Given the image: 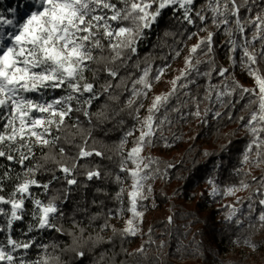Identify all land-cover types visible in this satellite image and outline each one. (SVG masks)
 Masks as SVG:
<instances>
[{
    "label": "snow or ice",
    "instance_id": "obj_1",
    "mask_svg": "<svg viewBox=\"0 0 264 264\" xmlns=\"http://www.w3.org/2000/svg\"><path fill=\"white\" fill-rule=\"evenodd\" d=\"M8 7L10 16L0 12V161L7 162L0 163V264H62L56 254L60 246L39 244L34 234H64L57 223L64 215L60 202L79 184L77 173L83 168L88 181L103 175L99 165L89 166L95 158H105L104 151L89 145L93 131L125 110L135 124L116 145L115 182L130 184L126 196L124 188L116 193L121 208L107 214L129 215L120 235L138 231L137 220L144 216L139 209L148 199L145 193L152 191L146 181L160 174V162L143 153L165 139L163 130L174 122L172 114L183 119L188 108L189 117L204 122L227 114L246 133L240 164L264 165V0H26L22 9ZM169 12L182 26L196 28H184L187 39L196 42L188 48L179 75L169 82L170 89L152 96L141 116L144 98L166 74L167 65L156 68L150 59L142 61L140 46L148 30ZM218 36L223 37L219 42ZM218 50L227 57V67L217 64ZM180 55L175 49L174 56ZM237 68L251 79V86L239 82ZM102 99L104 104L93 111ZM218 109L245 114L235 117L234 111ZM129 137H134L132 146L125 150ZM174 167L169 163L166 169ZM235 171L240 175L242 169ZM42 172L50 173L47 182L38 178ZM57 182L67 185L63 196L50 194ZM252 183L257 187L246 203L247 218L264 227V174L252 177ZM207 184L214 198L251 187L245 180L224 189L212 178ZM226 207L225 219L242 226L236 219L242 207ZM29 217L24 238H16V224ZM69 235L72 245L61 252L84 257L78 238ZM35 247L43 254L27 258Z\"/></svg>",
    "mask_w": 264,
    "mask_h": 264
},
{
    "label": "trees",
    "instance_id": "obj_2",
    "mask_svg": "<svg viewBox=\"0 0 264 264\" xmlns=\"http://www.w3.org/2000/svg\"><path fill=\"white\" fill-rule=\"evenodd\" d=\"M185 27L196 31L195 27L182 26L171 12L167 13L158 24L148 30L147 38L140 46V59H150L156 68L163 65L168 67L178 59L174 56V50L179 49L182 53L189 40L184 33ZM165 32L170 35L166 36ZM222 39V36L217 37L218 42ZM162 57L168 59H161ZM216 62L220 66H228L227 57L222 50H218ZM234 71L241 84L250 86L241 78L237 69ZM193 91L195 92V89ZM104 102L102 99L93 111H97ZM119 107L124 108V105ZM204 107L205 105L201 104V111ZM218 110L225 113L234 111L235 117L245 114L242 110ZM188 111V108L183 109V119L177 114H172L174 122L170 126L165 125L163 130L165 139L158 140L154 147L146 148L143 153L160 162V174L156 179L148 181L152 183L153 189L143 206L147 208L153 205L164 211V214L154 215L149 219V229L140 247L143 251L133 248V236L120 235L123 229L115 220L118 216L107 215L109 211L115 213L121 208L120 202L115 198L116 193L123 188V184L115 182L119 159L116 145L124 131L135 124L127 110L120 116H113L107 123L99 124L93 131V140L89 141V145L104 151L105 158L97 157L89 166L99 165L102 178L88 181L83 175L84 169H80L76 177L79 184L72 186L68 198L60 202L64 215L57 223L64 229V234L52 230L36 233L35 239L39 244L59 245L56 254L61 255L62 264H81V260L83 264H176L171 258L196 259L195 262L186 261L183 264H213L216 261L226 264L230 260L234 263L240 261L239 251L234 256L220 261V255L233 252L232 249L236 247L244 251L246 245L253 243L264 248V227H261L258 220L247 218L246 206L249 195L257 187L256 183H252V177L264 174V165L250 167L240 164L247 143L245 130L239 126L236 119L229 120L227 114L219 119H208L204 122L189 117ZM145 114L144 107L141 116ZM120 119L125 121L124 126L119 124ZM84 127H89L86 121ZM132 139L134 137H129V146L132 145ZM77 142H80L79 137ZM39 155L38 152L37 157ZM109 156L112 159H108ZM169 163L175 167L166 169ZM236 169H242L240 175L236 174ZM165 170L167 175L164 174ZM49 175L50 173L42 172L38 178L41 182H47ZM210 178L214 179L221 189L239 186L241 180L249 182L251 187L248 190H240L235 199L230 196L214 198L208 195L211 187L207 180ZM66 187L62 182H57L50 194L63 196V189ZM40 195L43 198V194ZM237 200L244 202L243 207ZM229 204L237 208L242 207V215L238 214L236 217L243 222L242 226L225 219L229 211L226 205ZM168 217H172L171 223L168 222ZM29 222L30 217L16 224V238H24L23 233L26 232ZM105 223L108 224L107 228L103 227ZM69 234L78 238L77 247L85 252L84 257L76 256L71 251L61 252L62 248L72 245L73 235ZM245 240L249 243H245ZM40 251L42 255V249ZM51 251L50 248L49 252ZM36 257L37 254L33 259H37Z\"/></svg>",
    "mask_w": 264,
    "mask_h": 264
},
{
    "label": "rangeland",
    "instance_id": "obj_3",
    "mask_svg": "<svg viewBox=\"0 0 264 264\" xmlns=\"http://www.w3.org/2000/svg\"><path fill=\"white\" fill-rule=\"evenodd\" d=\"M26 0H0V3L2 4L0 6V12H3L5 15H11V10L9 9V4H11L12 8H17V6L19 5L20 8L22 9L24 4H25ZM19 15V13L17 14ZM196 42V38H193L191 40H188L182 50L181 55L178 57V59H176L173 63H171L167 69H166V74L161 78V80L159 82L154 81V88L153 91L149 94V96L145 97L144 99V107L145 109H147L148 105L151 102V98L154 95L157 94H161L164 92H167L171 85H170V81L176 77L177 75H179L180 70L183 67V59L184 56H186L188 54V48L191 47L192 44H194ZM237 71L239 72L241 78H243V80H246L250 86L252 84V81L250 78H248L246 75H242L240 73V70L237 68ZM132 146V145H131ZM131 146H129L128 144L125 145V150H127L128 148H130ZM130 181H126L125 183H123V188L125 189V193L124 195L126 196L128 187H129ZM147 185H151L152 188V183H149L148 181H146V187ZM153 189V188H152ZM240 191L236 192L235 195L230 196L233 199H235L237 197V195L239 194ZM152 193V191H151ZM145 195H147L148 197L151 196V194L149 195L147 192L145 193ZM144 202H142V206L140 207V211H142L144 213V216L142 219H138L137 220V227H138V231L136 233L134 237V243H133V248L134 249H140L142 242L145 239V234L148 232L149 229V219L152 218L154 215H162L164 214L163 210H160L158 207H154L153 205H149L147 208L144 205ZM147 204V202H146ZM125 205H126V201H125ZM129 218V215L124 214V215H120L118 217L115 218V220L118 221L120 228L123 229L125 227V221ZM161 247V246H160ZM177 248H179L177 246ZM41 249L39 247H35L33 249H31V253L29 251L28 253V257L30 259H33L34 256H36L37 254V259L41 256ZM233 252H229L227 254H222L220 255V261H224L227 257H232L234 256V254H236V252L239 251V258L240 261H238L237 263H234L233 260H230L229 263L226 264H264V248L260 245H255L253 243H249L248 245H246L245 250L242 251L241 249H239L238 247H236L235 249H232ZM35 260V259H33ZM172 262L176 263V264H183L186 261L189 262H195L196 259L194 260V258H189V259H177V258H171L170 259ZM213 264H220V262L216 261Z\"/></svg>",
    "mask_w": 264,
    "mask_h": 264
},
{
    "label": "built area",
    "instance_id": "obj_4",
    "mask_svg": "<svg viewBox=\"0 0 264 264\" xmlns=\"http://www.w3.org/2000/svg\"><path fill=\"white\" fill-rule=\"evenodd\" d=\"M195 260V259H194Z\"/></svg>",
    "mask_w": 264,
    "mask_h": 264
}]
</instances>
